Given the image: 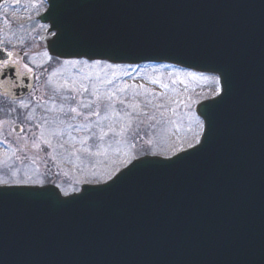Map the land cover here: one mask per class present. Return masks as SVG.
Masks as SVG:
<instances>
[{
    "label": "water",
    "instance_id": "obj_1",
    "mask_svg": "<svg viewBox=\"0 0 264 264\" xmlns=\"http://www.w3.org/2000/svg\"><path fill=\"white\" fill-rule=\"evenodd\" d=\"M47 5L40 41L54 59L92 62L53 44L61 21L81 37L75 51L92 58L218 67L235 81L203 149L185 160L139 165L107 191L63 205L0 194V264H264V0Z\"/></svg>",
    "mask_w": 264,
    "mask_h": 264
},
{
    "label": "rangeland",
    "instance_id": "obj_2",
    "mask_svg": "<svg viewBox=\"0 0 264 264\" xmlns=\"http://www.w3.org/2000/svg\"><path fill=\"white\" fill-rule=\"evenodd\" d=\"M46 8V0H20V3L0 6V41H3L0 47H6L7 50L16 53L15 59L19 61L18 71L22 78L19 81L28 82L24 85H27L25 87H28V92L31 91L29 96L25 97L28 107L22 108L23 112H26L25 115L12 114L17 111L16 109H21L20 103L6 101L7 108H0L2 114L0 116V141H3L0 143V180L24 179L28 175L44 180L46 185L58 183L66 190H70L74 186L73 181L76 179L87 178L92 180L95 176L102 183L106 179L105 173L116 166L115 150L117 148L121 150L119 154L121 159L124 158L125 153L131 151L132 131L128 133L127 137L113 136L110 133L103 142L107 154L90 156L85 152H76V149L82 147L79 141L85 136L93 133L99 135V129L95 126L98 117L92 116L85 121L83 114L90 111L86 108H79L82 113L81 116H75L72 113L65 115L57 109L45 110L52 107V101L48 99L49 95L52 94V88L63 83L66 77L77 80L78 84H86L88 91L84 92L82 96L77 95L76 100L64 101L60 98L62 95L72 96L76 93L62 91L55 96L57 106L63 103L65 107H77V101H95L96 96L92 94L93 85L99 88L101 92H106L114 87L124 88L123 93L116 92L111 100L116 114H113L112 111L107 112V114L111 116L116 130L119 131L121 123L127 120V118H124V121L120 120L119 114L122 113V110L133 113L132 128L134 130L140 129L141 135L147 134L145 140H140L136 144V154H140L142 146L147 147V139H154L159 142L161 148L158 149L154 143L151 146L153 150H161L164 147L174 145L177 142V134L173 131L174 125L169 123V120H179V114L187 111L183 106L177 108L174 101L183 100L188 95L197 98L196 93L201 91L205 82L202 80L185 81V84H181L178 81L173 84L172 79L174 77L167 75L172 70L171 68L161 69L163 74L150 71L152 68H159L163 64H148L140 67L146 68L147 72L142 71L139 67L129 68L128 72L131 73V76L125 75L121 70H116L113 74V70L102 69V66L89 69L81 68L79 65L77 68H72L68 65L61 70L63 76L52 77V82L49 84L48 78L51 72L62 62L44 55L46 51L40 41V36L47 33L48 26L40 24L38 18L45 12ZM26 68H31L32 71L28 73ZM81 76H87L89 79L82 81L80 80ZM157 77L159 82L152 84L150 78ZM106 79H112L113 83H103ZM161 84H167L168 88H162ZM185 85L189 89L188 92H185ZM193 88H195V92L191 91ZM149 93L156 95L152 96ZM124 97L127 98L126 103L135 102L140 105L138 116L136 115L137 110L125 109V106L119 102V99ZM148 99H152L151 105L146 104ZM99 103L100 115L103 116L106 114L104 109L109 103L108 97L101 96ZM156 104H165L169 109L165 111L163 117L161 116L162 110L154 107ZM92 107L95 108L96 104H93ZM171 108H176L177 114L174 115L170 111ZM9 109H12L11 112ZM29 115L32 116L31 121L26 119ZM147 116H154L155 119L148 120ZM44 117L48 118L47 123H45ZM61 120L64 123H59ZM156 120H160L161 123L157 124ZM68 124H92L93 126L90 130H85L82 127L69 129ZM107 124L108 121H101V125L105 126V131H107ZM38 125L43 126L45 138L51 139V147H46L43 144L39 149L32 147L33 141L41 135L42 129ZM14 126H20L25 131L16 134L12 130ZM53 130H60L64 135L50 136L49 133ZM117 140H120L121 143L117 144ZM61 144L63 147L60 146ZM109 144H111V148L107 147ZM17 149H22V151H17ZM13 152H15L14 155ZM14 172L16 173L15 177H13ZM75 186L81 187L82 185Z\"/></svg>",
    "mask_w": 264,
    "mask_h": 264
},
{
    "label": "snow or ice",
    "instance_id": "obj_3",
    "mask_svg": "<svg viewBox=\"0 0 264 264\" xmlns=\"http://www.w3.org/2000/svg\"><path fill=\"white\" fill-rule=\"evenodd\" d=\"M16 3H20V0H15ZM54 3L52 7H54ZM54 30L51 32V35L55 37L53 44H59L67 49H69L70 55H83L88 56L92 59V62L89 63L88 59H65L56 69H53L51 75L48 78V83L52 82V77H62V69L65 66L70 65L72 68H77L79 65L81 68H96L102 66V69H111L113 70V74H115L116 70H121L125 75L131 76V73L128 72V69L132 67V65H122V64H113L107 63L106 59H111L115 54L106 53V52H97L95 56L100 57L99 59L92 58L90 53H81L79 51H75L77 49L82 48V40L81 37L72 29L67 27L63 22H54L53 24ZM0 44H3V41H0ZM0 53H3V57L0 58V86L4 84H10L12 87L16 86V81H10L7 79L8 76L12 73L14 69H16L17 79L20 78V73L18 71L19 61L14 59L16 53L13 51L7 50L6 47H0ZM27 55V53H25ZM45 56L48 55L47 52L44 53ZM51 59V58H50ZM172 70L167 73L169 77H174L172 79V83L175 84L178 81L181 84H185V81H204L205 85L201 89L200 92L196 93L197 98H193L192 95L186 96L183 100L174 101L176 103L177 108L183 106V108L187 109L179 114V120H169V123L174 125L173 131L177 134V142L174 145H170L168 147H164L161 150H153L152 145L155 143L157 148H161L158 141L154 139H147L146 145L147 147L142 146L140 149V154H136V144L140 140H145V135L140 134V129L132 128V120L133 113L122 110V113L119 114V118L121 121H124V118H127L126 122H122L120 125L119 131L116 130L115 124L111 119V116L107 114V112H114V106L111 104V100L115 96L116 92L123 93L125 91L124 88L114 87L113 89L107 90L106 92H101L99 88L93 85V95L96 96V100H89L87 102L77 101V107L68 106L65 107L63 103L59 106L55 103V96L62 91H70L76 93V95L68 96L62 95L60 98L62 101L64 100H76V96H82L84 92L88 91V86L84 83H79L75 79H71L70 77L64 78V82L56 85L52 88V94L49 95L48 99L52 101V107L46 108V111H53L57 109L58 111L64 113L65 115L72 113L75 116H81L82 113L79 111V108H86L90 111L87 114H83V118L85 121L89 120L90 117L96 116L98 119L95 121V126L99 129V135L93 133L92 135L85 136L83 139L79 141L82 145L81 148L76 149V152H85L90 156L107 154L106 150L103 147V142L105 138L109 136L111 133L113 136H121L127 137L128 133L132 131L133 139L131 143V151L125 153L123 159L120 158V149L117 148L115 150L114 160L116 162V166L109 172L105 173L106 179L103 180L102 183L99 182V179L93 176L92 180L87 178L84 179H76L73 181V187L70 190H66L61 187L60 184H54L52 187H48L45 184L44 180L33 178V176L26 175L24 179H13V180H0V194L6 193L9 190H16L22 192L26 195L35 197L37 199H46L57 204L63 205L67 203H71L76 200H83L86 197L95 194V193H103L115 185L120 179L126 176L128 173L132 172L139 165L145 163H154V164H163L169 165L177 163L178 161L185 160L188 157L194 155L196 152L200 151L204 147V142L208 139L212 127L215 121V109L223 103L225 97L231 91L234 85L235 78L233 75L227 73L222 68L212 67L205 70H182L180 68H174L171 65L163 64L159 68H152L150 71L153 73H161V69ZM26 71L30 73L32 71L31 68H26ZM142 71L147 72L148 70L142 69ZM209 73V74H206ZM89 77L81 76L80 80H87ZM150 82L152 84H156L159 82V78H150ZM106 84H112V79H106L103 81ZM162 88L167 89V84H161ZM141 87H143L141 85ZM147 91V90H145ZM189 89L187 85H185V92H188ZM191 91L195 92V88ZM149 95L155 96L156 94L149 93ZM101 96H107L109 103L105 110V115L101 116V108H100V99ZM126 97L120 98L119 102L125 106V109L132 108L136 111V115H139L140 105L138 103H126ZM96 104V107L93 108L92 105ZM146 104L151 105L152 99H148ZM196 105V107H193ZM21 108H27L28 104L25 103L24 100L20 101ZM155 108L162 110L161 116L165 115V111L167 109L165 104H156ZM170 111L175 115L177 114L176 108H171ZM27 120L31 121L32 116L29 115L26 117ZM148 120L155 119L154 116H147ZM45 123L48 122V118L44 117ZM101 121H108L106 125L107 131H105V126L101 125ZM59 123H64V121H59ZM142 123V121H141ZM156 123H161L160 120H156ZM92 124H83V125H73L68 124V128H78L82 127L85 130H90L92 128ZM41 127V135L37 138V140L33 141L32 147L39 149L41 144L46 147H51V139L45 138L43 132V126ZM24 128H20V132H24ZM50 136H62L64 133L60 130H53L49 133ZM71 139V137H69ZM23 139V137H21ZM39 141V142H37ZM99 141V142H97ZM91 142V143H90ZM3 143V141H0ZM117 144L121 143L120 140L116 141ZM63 147V144L60 145ZM74 147V145H73ZM111 148V144L107 146ZM95 149V151H93ZM17 151H22V149H17ZM13 155L15 152L12 153ZM75 154V153H72ZM151 156L153 158L147 159L145 157ZM125 169H127L125 171ZM19 171V170H17ZM50 171V170H49ZM16 176V173H13V177ZM109 181H111L109 183ZM75 185H86L84 187H76ZM58 189L59 191L53 190ZM64 197L63 199L61 197Z\"/></svg>",
    "mask_w": 264,
    "mask_h": 264
},
{
    "label": "flooded vegetation",
    "instance_id": "obj_4",
    "mask_svg": "<svg viewBox=\"0 0 264 264\" xmlns=\"http://www.w3.org/2000/svg\"><path fill=\"white\" fill-rule=\"evenodd\" d=\"M14 59H15V56H14ZM16 71L17 70L14 69L12 71V73L10 74V76L7 77V79H9L10 81H16L15 87H12L10 84H4V85L0 86V108H4V107L7 108L6 101H8L10 103L18 104V103H20L21 100H24L26 103V101H27L26 98L29 96V94L31 92V91L28 92V90H29L28 87H25L27 85H24V84H28V82H24V83L22 81L20 82L19 80H22L21 77L19 79H17ZM32 85H33V83H32ZM20 98H22V99H20ZM1 104H2V106H1ZM9 110L11 112L12 109H9ZM16 110L17 111L15 113H12V114L21 116V115H25L24 113H26L25 111L23 112L22 108L19 110L18 109H16ZM1 115L2 114L0 113V116Z\"/></svg>",
    "mask_w": 264,
    "mask_h": 264
}]
</instances>
